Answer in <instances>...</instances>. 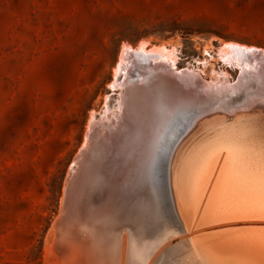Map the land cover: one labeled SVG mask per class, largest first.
<instances>
[{"label":"rangeland","instance_id":"374dc122","mask_svg":"<svg viewBox=\"0 0 264 264\" xmlns=\"http://www.w3.org/2000/svg\"><path fill=\"white\" fill-rule=\"evenodd\" d=\"M230 42L264 49V0H0V264H49L50 257L61 251L57 238L53 245H48L54 238L52 231L55 229L51 226L61 212L68 210L64 202H68L71 173L76 168L71 166L86 150L89 130L99 125L110 128V132L114 130L109 102L112 97L117 102L120 88L113 91L110 83L123 44L134 49L142 43L147 49L164 44L173 50L174 66L177 67L168 68L169 72L174 75L185 68L193 69L194 73L198 72L199 85L206 81L204 84L209 82L210 86L215 81V78L211 80V66L217 71L222 70L224 76L228 72L225 89L234 87L232 92L223 89L224 98L220 94L218 98L211 94L226 104V101L237 102L245 93L262 86L259 73L249 70L242 75L237 65L229 64L219 56L220 47ZM119 76L121 82L123 73ZM242 76L243 81L238 79ZM165 77L168 80V76ZM171 79H175L174 76ZM195 85L191 83V86ZM213 85L218 86V82ZM241 89L244 90L239 92ZM176 102L174 108L177 104L193 105ZM211 109L204 113L206 115H198L196 120L185 124L179 122L185 113L174 118L177 113L169 111L159 127L154 151L143 154L140 146L145 137H142L129 161L120 165L119 168L133 177L131 185L149 192L144 176L147 160L157 154L164 134L165 145L175 139L181 141L197 126L193 131L196 135L191 134L184 143L186 149L204 134L217 129L221 114L227 116V123H233L236 117L222 109ZM239 115L244 116L243 113ZM167 118L174 120L170 121L165 133ZM251 118L254 117H240L235 122L253 124L255 120ZM174 132H177L176 138H173ZM185 149L180 151L185 152ZM163 154L159 155L153 174L158 187H164L162 170L165 166L173 206L169 205L167 192H163L160 221L152 214L148 218L133 216L129 207H125L114 218L112 230L110 227L115 242L112 249L98 250L97 242L101 240L99 243L104 245L105 223L100 215L90 223L92 231L99 237L96 235V239L92 231L88 235L76 231L71 233L73 242L84 238L82 244L95 251L94 259L97 253L98 261L106 264H121L123 260L131 264H151L141 261V256L137 257L138 251L144 240H148L147 249L152 251L155 245L151 241L157 235H164L165 243L171 239L173 242L183 240V246L176 243L169 250L159 248L161 257L152 264H204L199 256L201 251L196 245L189 244L172 215L173 209L179 221L171 183L174 153L171 157L165 155L162 160ZM127 200L124 197L120 203L126 204ZM153 206L150 200L151 212ZM105 207L106 201L102 200L100 208L105 210ZM64 213L60 218L63 219ZM256 221L264 222V219ZM149 224H160L151 236L153 240L144 234ZM158 236L159 241L162 237Z\"/></svg>","mask_w":264,"mask_h":264},{"label":"bare ground","instance_id":"6f19581e","mask_svg":"<svg viewBox=\"0 0 264 264\" xmlns=\"http://www.w3.org/2000/svg\"><path fill=\"white\" fill-rule=\"evenodd\" d=\"M245 49H252V51H245ZM218 51L219 56L225 62L237 65L242 75L250 70L258 72L259 76H256L259 78L262 77L260 70L264 69L263 48L243 44L234 45L230 42L224 43ZM118 55L117 65L113 69L114 78L110 83L113 91L120 88L117 91L119 95L117 102L115 103L114 97L109 102L112 108H110L112 110L110 111L112 113L110 122L113 124L114 130L110 132V128H104L101 125L92 128V130H89L90 127H88V140L86 139L88 146L81 152L77 163L71 166L72 168L76 166V168L71 173L68 202L67 200L64 202L65 195L62 198L68 210L65 213L61 212L64 213L63 219L60 218V213L54 225L51 226L52 230L55 229L54 232L52 231L54 238L53 241L50 239L47 243L53 245L57 238L61 244V251L50 257L49 264H106L107 262L98 261L100 258H97V253L96 259H94L95 251L82 244L84 238L74 243L71 237V233L76 231L82 232L81 234L83 232L87 235L91 234L90 223L99 215L105 223L102 231L104 245L99 243L101 240L97 242L100 245L98 250L101 249V251H107L109 247L112 249V246H115L113 233L110 232L111 224L114 218L116 219V215L121 214L123 211L121 209L129 207L132 215L139 218H148L152 214L160 221L162 216L160 199L163 197V192H167L169 205L171 208L173 206L171 205L173 202L170 197L165 166L162 170L164 187H158L159 184L153 174L162 152H164L162 160L165 159V155L168 154L171 157L174 153L171 183L173 201L179 221H177L173 209L172 215L175 217L176 224L179 222L182 227L189 244L193 247L197 246L201 251L202 254L199 256L202 262L204 264H264V222L256 221V219H264V118L259 114H248L238 109L245 101L238 104L228 102L225 104L222 100L220 102V99L219 101L214 99L213 96H209L211 97L209 98L199 95L195 98L192 90L202 86L206 87L209 82L204 84L206 81H201L203 84L200 82L199 85V81L196 79L198 72L194 73L193 69L185 68L184 71L181 70L178 73L184 86L186 89L188 88L185 91L166 80V75L155 70L169 72V69H177V67L174 66L173 50L168 49L164 44L152 46L149 49L145 48L143 43L135 49L131 45L123 44ZM151 62L153 65H150ZM253 68L255 70H252ZM211 69L213 71L211 80L215 78L213 81L218 82V86L214 85L216 91L211 89L216 92L215 94H220V97L224 98L226 93L223 92V89L224 91L231 90V93L234 88L225 89L229 79L228 72H225L227 76H224L222 70L217 71L213 66ZM203 71L205 72V70ZM121 72L124 78L120 82ZM132 76L133 79H131ZM243 77L238 79L243 81L245 80ZM214 82L210 86H213ZM191 83L196 85L191 86ZM239 83L241 82L239 81ZM198 90L200 89L198 88ZM234 90L233 92H235ZM243 90L241 89L239 92ZM217 95L215 96L217 97ZM162 97L167 101L165 106L161 104ZM176 101L193 105L190 107L184 105L186 106L184 107L182 104H177L174 108ZM211 108L228 111L230 115L233 113L236 116L233 118V123H227V116L221 114L220 121L217 123L220 126L216 127L217 129H214L211 134L199 137L200 139L186 149L184 143L188 138H191L189 136L193 135L197 126L181 141L175 139L174 142L169 141L165 145L163 144L166 141L164 134L157 154L150 156L147 160L144 176L149 192L131 185L133 177L122 167L119 168L120 165H125L129 161L142 137H145L144 144L140 146L143 154L146 155L154 151L157 144L156 138L161 130L159 127L165 121L169 111L177 113L174 118L185 113V117L179 118V122L185 124L196 120L198 115L201 117L202 114L212 110ZM240 113H243L244 116H240ZM239 116L254 117L250 120H255V122L253 124L245 123V121L239 122V120L235 122L240 118ZM228 117L230 116L228 115ZM102 119H104V115ZM167 119L164 126L165 133L173 118ZM174 133L176 136L173 138H176L177 132ZM194 135L196 134L194 133ZM165 146V151H163ZM168 146L169 150L166 154ZM183 146L184 148H182ZM182 149H185V152H182ZM138 180L141 181V178L139 177ZM124 197L128 199L126 204L120 203ZM102 200L106 201L105 210L100 208ZM150 200L155 206L152 212L149 207ZM237 220L242 222L237 223ZM158 226L149 224L144 232L146 238L154 236L152 234L156 232ZM92 234L94 237L97 235L94 231ZM157 236L154 240L153 237L150 238L153 240L151 243L155 245L152 251L147 249L149 244L146 242L148 240H144L142 243L141 249L138 251L139 254H137V257L141 256V261L156 263L157 259L161 257L159 248L169 250L175 247L176 243L183 244V240L173 242V239L165 243L164 235L158 236L162 237L158 241ZM97 237L99 236L97 235ZM121 264L131 263L123 260Z\"/></svg>","mask_w":264,"mask_h":264},{"label":"water","instance_id":"95a60500","mask_svg":"<svg viewBox=\"0 0 264 264\" xmlns=\"http://www.w3.org/2000/svg\"><path fill=\"white\" fill-rule=\"evenodd\" d=\"M260 71L262 73V77L258 78V79H259V83H262V86H257V89L253 92L245 93L244 96L237 102H235V101L234 102L226 101V102H228L230 104H234V103L238 104L239 102L245 101L243 103V105L238 107V109H241L246 113L259 114V115H261L262 118H264V69L261 68ZM167 73L168 74L166 76H168L169 82H171L174 85H178L179 89L182 88L181 86H183L184 90L181 89L183 91L188 89V88L186 89V87L184 86L182 78H180V76H178V74L173 75V74H171V72H167ZM172 76H174L175 79H171ZM169 79H171V80H169ZM198 88H200V91L198 90ZM198 88H196V90H192V92L197 95L196 97H198L199 95L209 97V96H213L211 94L216 93L215 91H213L214 85L209 86V87L202 86V87H198ZM211 88H213V89H211ZM249 94H251V95H249ZM215 95H217V94H215ZM209 98H211V97H209ZM213 98H214V96H213Z\"/></svg>","mask_w":264,"mask_h":264},{"label":"snow or ice","instance_id":"6c2138e0","mask_svg":"<svg viewBox=\"0 0 264 264\" xmlns=\"http://www.w3.org/2000/svg\"><path fill=\"white\" fill-rule=\"evenodd\" d=\"M245 51H252V49H245ZM161 104H162V106H165L167 104V101L164 100L163 97L161 99Z\"/></svg>","mask_w":264,"mask_h":264}]
</instances>
